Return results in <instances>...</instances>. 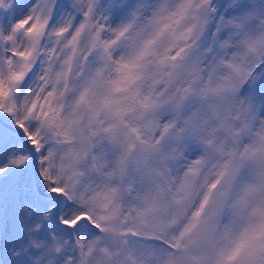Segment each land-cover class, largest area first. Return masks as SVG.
I'll return each mask as SVG.
<instances>
[{"label": "snow or ice", "instance_id": "6c2138e0", "mask_svg": "<svg viewBox=\"0 0 264 264\" xmlns=\"http://www.w3.org/2000/svg\"><path fill=\"white\" fill-rule=\"evenodd\" d=\"M0 264H264V0H0Z\"/></svg>", "mask_w": 264, "mask_h": 264}]
</instances>
